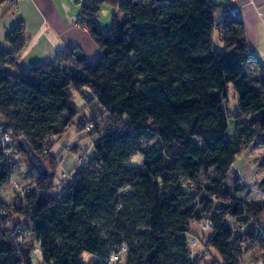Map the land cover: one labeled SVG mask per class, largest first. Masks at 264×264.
<instances>
[{
	"label": "trees",
	"instance_id": "16d2710c",
	"mask_svg": "<svg viewBox=\"0 0 264 264\" xmlns=\"http://www.w3.org/2000/svg\"><path fill=\"white\" fill-rule=\"evenodd\" d=\"M79 3V22L102 56L87 61L78 47L69 48L20 69L27 40L19 22L5 36L9 51H0V126L45 161L79 114L72 91L103 108L110 125L103 131L93 119L83 125L92 127L86 131L94 153L61 192H52L54 171L40 175L28 164L36 188L12 206L0 199V264H33L34 255L40 264H87L86 255L89 264H107L122 246L125 264H202L191 255L190 239L221 258L210 264H248L262 244L247 220L264 232V197L243 199L239 181L228 176L239 154L264 146V74L243 22L227 15L216 21L218 8L209 0ZM103 4L129 18H114L104 30L96 22ZM250 62L261 72H250ZM14 170L0 143V190ZM17 215L29 221L27 232L12 220ZM194 224L204 235L193 232ZM29 236L41 254L21 247Z\"/></svg>",
	"mask_w": 264,
	"mask_h": 264
},
{
	"label": "rangeland",
	"instance_id": "374dc122",
	"mask_svg": "<svg viewBox=\"0 0 264 264\" xmlns=\"http://www.w3.org/2000/svg\"><path fill=\"white\" fill-rule=\"evenodd\" d=\"M75 4L77 6L78 13H80L83 4L79 2H76ZM114 18H117L121 22L129 18V13L121 7H114L107 4L100 6L98 16L96 18L97 25L104 30H108L112 26ZM215 43L216 48L220 50L221 44L218 40H216ZM6 47L9 49V44H7ZM87 47V61H95L102 56V51L100 55H97L92 51L91 47ZM20 68L28 69L25 63H22ZM9 71H12V69ZM83 92L88 97L90 96L85 89ZM72 94V104L79 110V114L69 127V130L55 138L57 139L56 144L51 149L53 155L48 154L47 157H44V163H46L47 169H49L50 173L54 171L56 177L53 184V193L61 192L64 187V183H67L71 179L74 170L87 163V160L94 153L92 148L94 137L93 135H89L85 128L89 123L84 126V131L82 128L83 125L91 119H93V125L95 124L94 126L97 127L98 131L108 129L110 125L109 115L105 113L103 108L97 105L94 101H90L89 103L86 102L82 94H78L75 91H72ZM228 99H230L228 108L232 109L235 104L232 89L229 91ZM229 121L227 132L231 135L234 130V123L232 120ZM52 156L56 157H53L54 159H52ZM80 157L85 158V162L82 163V165L78 162ZM14 159L15 164L17 163L18 165L15 169L16 171L13 178V183L17 184V190H14L13 187H11L13 184H11L10 187L5 189L6 192L4 195L0 196L1 201L8 204V206H12L19 201L21 199L20 197L24 194L26 195L28 192H31L36 188L35 177L30 173L31 169L26 163V157L22 156L20 153L19 155H16ZM138 161L139 159L135 157L133 158L132 163H138ZM234 166L235 167L228 176V182L234 178L239 181V186L241 188L240 197L250 202L262 201L264 197V188H259L258 183L264 179V146L259 147L254 144L250 145L248 149L239 154ZM30 186H34V189H29ZM261 219L264 223V218ZM12 220L15 221L16 224L17 222L21 223L20 229L22 231H28V227L30 226L29 221L23 220L18 215L13 216ZM204 231L206 230L202 229L201 224L193 225V232H195L196 235L197 233L204 235ZM20 243L21 247L25 250L35 248L36 246L32 236L23 239ZM261 244L262 245L259 244L258 246L260 249H257L255 250L256 252L254 251L252 253L264 257V242ZM190 249L192 251V256L203 259L202 264H210L213 261L221 263V258L216 254V252L213 249H204V246H201L200 241H196L194 244H191ZM84 260V263L89 264L93 259L86 255ZM32 262L34 264H40V257H38V255H34L32 257ZM247 262L250 264L251 259H248ZM116 264H125V261L123 258H120L119 262Z\"/></svg>",
	"mask_w": 264,
	"mask_h": 264
},
{
	"label": "crops",
	"instance_id": "0c3cea01",
	"mask_svg": "<svg viewBox=\"0 0 264 264\" xmlns=\"http://www.w3.org/2000/svg\"><path fill=\"white\" fill-rule=\"evenodd\" d=\"M209 1L218 8L216 21L227 15L224 9L227 4L239 9L237 17L244 24L249 52L261 64L264 74V0ZM76 2L77 0H23L13 6L7 0L0 5V49L9 51L5 36L22 22L27 45L17 58L19 68L22 63L28 68L36 63L52 61L56 54L66 52L69 48L78 47L85 60L87 46L100 55L101 48H98L88 30L79 22ZM248 64L250 72H261L257 64Z\"/></svg>",
	"mask_w": 264,
	"mask_h": 264
},
{
	"label": "built area",
	"instance_id": "2783aa9c",
	"mask_svg": "<svg viewBox=\"0 0 264 264\" xmlns=\"http://www.w3.org/2000/svg\"><path fill=\"white\" fill-rule=\"evenodd\" d=\"M19 1H23V0H10L11 4L13 6L16 5ZM229 1H232V0H229ZM79 2H83V0H79ZM224 9L226 11L227 16H230V17H237V14L239 12V9L231 6L230 3L227 4ZM85 128H86L87 131H89L92 127L90 125H87ZM0 143H1V152H2V154H4V157H6L7 159H9V161L12 162V164L15 166V169H16V167L18 165H17V163L15 164V159L14 158H15L16 155L20 154L19 153V148L17 147L18 144H17L16 140L14 138H12L11 133L9 131H6L2 125L0 126ZM78 162H80L81 163L80 165H82V163L85 162V158L80 157L78 159ZM15 171L16 170H14V172L12 173V175H11L12 177L9 179V181L0 190V196L4 195V193L6 192L5 189L10 187L11 184H13L11 187H13L14 190L17 188V184L13 183L14 182L13 178H14ZM29 189L33 190L34 186H30ZM0 213H3V211H0ZM244 219H245V217H244ZM247 222H248L249 226L255 227V233H256V235H257V237L259 239V243H263L264 242V232H263V230H261V228L259 227V225L256 222V220L254 218H250V219L247 220ZM201 224H202V227L204 229H208L211 226L209 218L208 219L206 218L205 220H203ZM195 242H196L195 240L190 239L189 245L191 246V244H194ZM39 245H40V242H37V246L32 251L33 253L37 252V253L41 254L40 251H39ZM257 249H260L258 247V245L256 246L255 250H257ZM126 251L127 250H126L125 246H122L120 248L119 253L110 254L108 259L105 260V262L107 264L113 263V262L114 263L119 262L120 254L125 253ZM255 255H256V257L254 259H251V263L250 264H263L264 263V260H263L264 257H261V256H259L257 254H255Z\"/></svg>",
	"mask_w": 264,
	"mask_h": 264
},
{
	"label": "water",
	"instance_id": "95a60500",
	"mask_svg": "<svg viewBox=\"0 0 264 264\" xmlns=\"http://www.w3.org/2000/svg\"><path fill=\"white\" fill-rule=\"evenodd\" d=\"M18 143V147L22 153L26 156L27 164H29L35 173L40 175H48V169L46 163L42 160V158L35 152H33L30 144L28 141L24 140L23 138H19L16 140Z\"/></svg>",
	"mask_w": 264,
	"mask_h": 264
}]
</instances>
